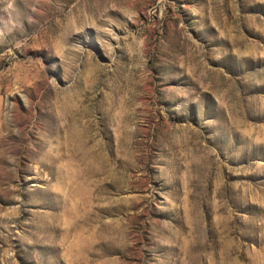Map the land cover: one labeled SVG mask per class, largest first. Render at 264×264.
<instances>
[{"label":"rangeland","instance_id":"1","mask_svg":"<svg viewBox=\"0 0 264 264\" xmlns=\"http://www.w3.org/2000/svg\"><path fill=\"white\" fill-rule=\"evenodd\" d=\"M0 264H264V0H0Z\"/></svg>","mask_w":264,"mask_h":264}]
</instances>
